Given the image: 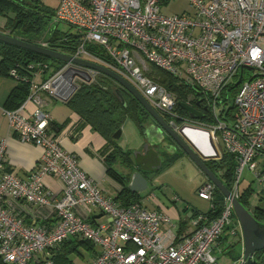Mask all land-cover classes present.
I'll return each instance as SVG.
<instances>
[{
    "label": "built area",
    "instance_id": "obj_1",
    "mask_svg": "<svg viewBox=\"0 0 264 264\" xmlns=\"http://www.w3.org/2000/svg\"><path fill=\"white\" fill-rule=\"evenodd\" d=\"M170 1L56 0L50 29L61 22L75 26L80 41L71 56L94 61L126 78L154 108L169 116L177 132L186 138L185 130L197 132L199 144L218 154L215 160L222 158L223 149L234 154L233 196L239 198L240 178L246 168L255 176V195H260L264 192V162L259 160L264 156V0H190L192 12L167 15L163 8ZM47 33L36 43L49 47ZM89 44L102 47L108 58L92 52ZM19 65L9 75L26 83L30 93L19 108L5 109V114L11 131L21 141L40 146L42 155L23 179L6 168L7 139L0 140V257L5 262L55 264L52 249L70 237H81L100 246L88 264H246L244 255L220 261L235 239L243 240L232 199L225 198L221 214L214 219L204 213L195 215L192 230L178 239L170 228H164L173 225L171 217L146 205L154 195L124 205L107 196L81 168L79 157L63 148L51 130L52 115L45 109L42 95L67 102L97 72L74 62H66L52 74L48 62ZM244 66L252 67L255 76L236 94L234 117L222 119L220 97ZM69 69L73 73L66 77ZM159 70L202 89L216 123L195 121L179 113L178 96L159 81ZM187 99L191 104L195 97ZM30 102L34 108L28 112ZM226 113L223 109L222 115ZM48 177L63 180L62 196L47 187ZM216 188L208 179L198 189L211 208ZM9 199L24 201L29 207H50L54 220L28 224L9 208ZM76 207L100 209L106 220L93 223L80 216Z\"/></svg>",
    "mask_w": 264,
    "mask_h": 264
},
{
    "label": "trees",
    "instance_id": "obj_2",
    "mask_svg": "<svg viewBox=\"0 0 264 264\" xmlns=\"http://www.w3.org/2000/svg\"><path fill=\"white\" fill-rule=\"evenodd\" d=\"M55 14V8L47 5L44 0H0V16L5 18V25L3 31H8L11 35L21 34V38L36 43V39L44 35L47 31L45 38L49 42V48L57 51H62L67 54H71L77 47L80 41V34H69L62 36L56 27L50 29L51 22ZM55 24V25H59ZM90 49L95 54L108 58L105 55V50L94 44H89ZM0 73L9 74V70L16 67L18 64L21 68L24 65H28L32 62L44 61L51 65L50 73L58 71L64 67L66 62L47 57L40 53L17 47L12 44H8L0 41ZM254 69L252 67H241L234 79L226 86L221 97V111L220 118L232 119L237 108L234 104L236 94L240 90L242 84L254 78ZM162 80L160 81L170 91H174L179 101H186L188 96L195 97L192 102L200 100L204 105H208V96L196 85L187 84L178 77L171 75L165 71L159 70ZM119 84L103 73H97L91 82H83L79 88L73 94V96L67 101L72 108L79 113L96 131L100 132L109 143L114 145V151H112L110 157L120 158L123 162L129 163L131 161V151H123L118 146L117 140L114 135L122 129L127 120H131L138 127L139 131L143 134L145 130L144 122L150 118V114L146 109L130 95L127 91L123 90L125 103L119 98L116 89ZM30 93L29 86L20 82L10 93L6 102L5 108L13 110L19 108L27 99ZM223 109H226V115H222ZM177 110L184 115H188V112L177 105ZM206 114L202 119L203 122L208 124H215L216 118L212 115L209 108L205 111ZM52 124V122H51ZM222 151V158L219 161L208 160L207 163L211 169L223 180L227 187L231 190L233 188V182L236 177L237 159L234 154L226 153ZM183 154H176L168 157L175 160ZM186 155V154H185ZM109 173L114 177L122 179L123 176L119 174L113 167L109 168ZM255 180V179H254ZM253 185L244 194L239 195V200L247 207H250L248 197L255 194ZM134 196L131 200L130 197ZM226 196L220 189L216 188L215 199L213 201V208H209L208 211H198L192 209V218L195 215L204 213L209 216V219H214L219 216L224 208ZM120 200L124 205H130L134 202L142 200L140 197H136L130 191L128 187H125L115 198ZM250 209V208H249ZM255 218L264 226V207L256 206L252 211ZM82 249L89 251L93 258L96 256L99 250H97L94 243L81 237H70L63 243L59 244L51 251V259L55 264H74L72 254L78 253L83 255ZM253 264H264V249L258 251L254 255ZM91 261V260H90ZM0 264H9L0 257Z\"/></svg>",
    "mask_w": 264,
    "mask_h": 264
},
{
    "label": "crops",
    "instance_id": "obj_3",
    "mask_svg": "<svg viewBox=\"0 0 264 264\" xmlns=\"http://www.w3.org/2000/svg\"><path fill=\"white\" fill-rule=\"evenodd\" d=\"M17 85L18 82L9 74L0 73V140L7 139L6 168L16 171L21 178L26 179L36 163L40 160L42 148L36 144L21 141L18 134L10 129L9 120L5 114V105L10 93ZM42 96L46 101L45 109L52 115L51 130L59 139L63 148L79 157L81 168L99 183L107 196L117 198L119 193L131 183L134 171L141 170L140 165L132 161L125 163L120 158L113 159V157H110L112 151H114V145L109 143L100 132L96 131L84 118H82L69 103L51 97L47 93H44ZM33 108L34 104L30 102L27 111H32ZM129 124L135 123L131 120H127L122 127L121 137L115 139L117 140L118 146L121 147L123 151L133 152L134 150L141 149L145 140L144 137L140 136L132 142V144L136 143V146H131L132 144L128 146L121 145L120 142L124 136L123 132ZM200 149L204 152L205 149L210 148L209 146H201ZM163 160V166L157 172L141 170L149 179V184L146 189L142 191H132L130 189V191L135 195V198L140 197L142 200L147 199L150 195H154L153 200L150 202L146 201V205L151 209H157L160 212L168 214L172 219L173 225H167L164 226V228H170L175 236L181 239L185 233L192 230V209L194 208L198 211L205 212L209 209H200L183 199V201H181L182 203L180 201L175 202L173 198L171 199V195H168L164 189L165 186L168 187L166 184L167 182H161V179L164 178L168 172H174L179 168L176 167L178 164H184V161H187L188 165L192 164V166L196 167L195 163L185 154L172 161L170 159L168 160V157L165 159L163 158ZM111 167L121 174L123 178L120 179L110 174L109 168ZM261 169L264 170V163L261 165ZM197 170L201 179L198 182L196 191L203 182L208 180L207 176L199 167ZM175 175L181 179L179 173ZM46 183L47 187L57 193L58 197L62 196L65 186L63 180L55 177H48ZM130 198L133 200L134 196ZM257 198H259L258 202H251L249 207L250 211H253L256 206L264 207V192L261 195H257ZM8 206L23 217L28 224H40L46 220H54L52 210L47 206L29 207L24 201L15 199H9ZM76 212L93 223L106 220L105 214L100 209L76 207ZM237 241H241L243 246V252L238 258L244 255V241L241 238L235 239L234 247L220 257L222 263L235 260L227 256L230 255L235 245L238 244Z\"/></svg>",
    "mask_w": 264,
    "mask_h": 264
},
{
    "label": "water",
    "instance_id": "obj_4",
    "mask_svg": "<svg viewBox=\"0 0 264 264\" xmlns=\"http://www.w3.org/2000/svg\"><path fill=\"white\" fill-rule=\"evenodd\" d=\"M0 41L15 45L20 48L29 49L50 58L58 59L64 62H74L77 65L92 69L94 72L103 73L114 79L119 87L116 92L122 102L125 103L123 90L127 91L146 109L150 114L153 122L148 124L143 132L144 143L141 149L134 150L130 159L133 163H138L142 171L157 172L163 166V157L161 150L168 153L169 156L176 154H186L197 167L207 176V178L216 184L218 189L228 198L232 199L234 212L241 224L244 241V258L246 264L254 263V255L256 252L264 249V226L255 218L252 211L247 208L238 198L234 197L231 190L223 182V180L211 169L207 160L214 158L218 154H205L198 150L183 133L177 132L174 127L167 121L164 115L154 108L138 91V89L130 83L126 78L122 77L110 68L96 63L94 61L74 58L73 56L57 51L49 47L42 46L0 31ZM197 104L200 100L196 101ZM179 106L188 111L191 118L202 119L203 112L190 104L179 101ZM122 129H119L114 137L120 138ZM141 170L134 171L132 181L128 188L132 191H142L147 188L149 179Z\"/></svg>",
    "mask_w": 264,
    "mask_h": 264
},
{
    "label": "rangeland",
    "instance_id": "obj_5",
    "mask_svg": "<svg viewBox=\"0 0 264 264\" xmlns=\"http://www.w3.org/2000/svg\"><path fill=\"white\" fill-rule=\"evenodd\" d=\"M44 2L53 8H55L57 6L56 0H44ZM163 12L167 15L192 12L190 0H171L168 4H166L164 6ZM5 21H6L5 18L0 16V31H3ZM55 27H56V30H58L62 36H66L69 34H73V35L79 34V31L75 26H72L71 24L66 23V22H61L58 26L53 25L51 28L54 29ZM4 33L9 34L8 31H6ZM17 35L21 36V34H17ZM158 79L160 81L162 80L160 74H158ZM178 112L181 113L180 111H178ZM164 117L167 118V116H164ZM168 118H169V116H168ZM151 119L152 118L150 116V118H148L144 122L145 127L148 126ZM200 133L203 135L207 134L206 132H200ZM185 134L190 140L195 142L194 146H196V148L198 150L202 151L200 149V147L202 145L199 144L200 135L197 132H194L192 129L185 130ZM123 135L124 136L122 137L120 143H121V145H125V146H128L129 144L131 145L132 142L136 138L138 139L140 136L143 137L142 133L139 131L138 127L135 126V124H129V126H127V128L124 130ZM131 146H136V143L132 144ZM209 148L210 149H207V150L213 151V148H211V147H209ZM220 148L221 147H219V149ZM222 149H223V147H222ZM212 155H215L214 151L212 152ZM214 158H215V156H214ZM214 158H210L209 160H215ZM259 160H260V162H264V156H260ZM176 167H179V168L174 172H171V171L168 172L166 174V176L161 179V182H167L166 184L168 185V187L165 186L164 189L166 190L168 195H171V199L174 198L175 196H177L179 199L176 200L175 202H179V201L181 202L184 200L186 202H190L192 205H194L200 209H203V210L209 209L210 208V202L199 196L198 189L196 191V188L198 187V182L201 179L199 172L197 170L198 167L192 166V164L188 165L187 161H184V164H182V163L178 164V166H176ZM174 173L175 174L179 173V175L181 176V179L178 178ZM254 179H255L254 174L248 168H246L243 171L242 176L240 178L239 192L241 194H244L247 190L250 189L251 185H253L255 190H257L258 186H256V180H254ZM248 199H249L250 204H251V202H254V201L258 202L259 201V198H257V195H254V194L249 196ZM234 219L238 220L235 212H234ZM242 234H243V232H242ZM237 239H239V238H237ZM237 242H238V244L235 245V248L232 250L230 255L227 256L230 259L236 260V258L241 256V254L243 252L242 242L241 241H237ZM96 248H97V250H100V246L97 245ZM81 252L83 253V255H80L78 253L72 254L74 264H88L90 262V260L93 259L92 254L89 251H87L86 249H82Z\"/></svg>",
    "mask_w": 264,
    "mask_h": 264
},
{
    "label": "flooded vegetation",
    "instance_id": "obj_6",
    "mask_svg": "<svg viewBox=\"0 0 264 264\" xmlns=\"http://www.w3.org/2000/svg\"><path fill=\"white\" fill-rule=\"evenodd\" d=\"M191 106H194L195 108H197V109H199V110H201L202 112H203V118H204V116H205V114H206V112L205 111H207V109H208V107H207V105H204L203 103H199V104H197L196 102H192L191 104H190ZM188 112V111H187ZM188 115H189V113H188ZM188 115H186V116H188ZM190 117V116H189ZM191 118V117H190ZM202 118V119H203ZM167 119V121H169V123H170V121H171V119L170 118H166ZM193 120H195V121H199L200 119H195V118H192ZM151 122H153V120L151 119V121H150V123ZM149 123V124H150ZM163 154V158L165 159L166 157H170L169 156V154L168 153H165V152H163L162 150H161V155Z\"/></svg>",
    "mask_w": 264,
    "mask_h": 264
},
{
    "label": "bare ground",
    "instance_id": "obj_7",
    "mask_svg": "<svg viewBox=\"0 0 264 264\" xmlns=\"http://www.w3.org/2000/svg\"><path fill=\"white\" fill-rule=\"evenodd\" d=\"M73 73V70L72 69H69L66 73H65V76L66 77H69L71 74ZM205 154H212L213 151H209L207 149L204 150Z\"/></svg>",
    "mask_w": 264,
    "mask_h": 264
}]
</instances>
